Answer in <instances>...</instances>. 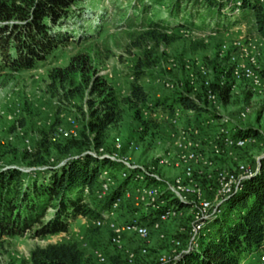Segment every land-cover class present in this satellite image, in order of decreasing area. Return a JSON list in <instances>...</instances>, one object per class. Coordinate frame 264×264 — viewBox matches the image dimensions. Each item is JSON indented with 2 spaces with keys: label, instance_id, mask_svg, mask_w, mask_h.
<instances>
[{
  "label": "rangeland",
  "instance_id": "1",
  "mask_svg": "<svg viewBox=\"0 0 264 264\" xmlns=\"http://www.w3.org/2000/svg\"><path fill=\"white\" fill-rule=\"evenodd\" d=\"M82 5L83 11L68 24L80 29L76 39L82 40L77 46L73 41L65 46L64 58L27 71L0 73V172L10 168L45 170L78 158L82 150L70 156L57 147L82 137L90 117V100L100 99L92 93L94 82L102 78L125 99L138 77L149 94L148 102L138 107L123 102V120L102 136L101 148H84V153L108 159L119 154L149 178L144 185H159L164 190V186L182 180L196 194L146 237L122 233L118 238L108 225H84L79 217L65 235L35 238L26 234L7 240L0 249V264H30L31 251L37 246L74 241L83 253L82 264H107L110 255H119L125 264H161L162 259L188 248L191 253L199 249L214 222L206 223L201 229L203 236L191 244L200 204L217 200L218 173L264 164V35L255 31L248 9L236 11L224 3V13L218 14L192 0H85ZM153 23L157 25L151 26ZM241 39L244 46L234 48L233 42ZM233 53L240 63L253 65L256 78L234 79ZM79 54L88 58L83 72L62 81L49 76L51 68L64 67L71 56ZM138 70L140 73H135ZM204 71L213 84V99L206 95ZM225 88L229 90L226 98ZM180 95L192 98L203 109H184L177 102ZM225 127L250 132L255 140L244 147H222L217 137ZM94 136L91 133V138ZM183 138L187 148L178 145ZM43 142L48 145L47 165L33 166L30 156ZM189 150L196 151L199 158L190 159ZM122 168L118 164L111 169L115 187L124 182L119 177ZM189 168L192 179L186 177ZM138 184L130 179L127 191ZM126 192L122 218L145 215V204L137 206L132 194L128 198ZM91 201L100 203L94 197ZM97 252L106 256L105 262H100ZM253 258L241 264H255Z\"/></svg>",
  "mask_w": 264,
  "mask_h": 264
},
{
  "label": "trees",
  "instance_id": "2",
  "mask_svg": "<svg viewBox=\"0 0 264 264\" xmlns=\"http://www.w3.org/2000/svg\"><path fill=\"white\" fill-rule=\"evenodd\" d=\"M84 1L0 0V73L27 71L45 65L47 61L56 63L64 58L65 46L71 41L77 46L82 40L76 39L80 29L70 28L68 24L74 15L83 11ZM192 1L203 8L215 9L218 14L224 13V3H229L232 10L248 9L254 18L255 31L264 35V7L259 0ZM87 59L80 54L71 56L66 66L51 68L49 76L54 81H62L83 72L88 65ZM228 91L227 88L223 90L225 98ZM92 93L98 94L100 99L90 100V117L82 137L57 147L64 155L72 156L77 150H82L83 154L45 170L26 172L10 168L0 172V249L7 240L26 234L35 238L68 234L75 219L101 217L125 191L130 179L116 186L104 200H98L95 191L102 169L114 170L118 164L84 153L83 149L101 148L102 136L123 120L122 103L129 102L138 107L148 102L149 94L138 82V77L131 83L130 94L125 99H120L102 78L94 82ZM177 102L187 110L203 109L186 96L180 95ZM246 132L239 130L238 135L251 134ZM91 133L95 134L94 138ZM47 151L48 145L43 142L30 156L31 164L46 166ZM85 187H88V193H85ZM92 197L100 203L93 204ZM206 231L199 249L186 254L177 264H241L256 252L264 241V174L246 181L242 190L225 203L220 216ZM82 261L83 253L74 241L37 246L31 251L30 264H82ZM107 264L125 262L119 255H110Z\"/></svg>",
  "mask_w": 264,
  "mask_h": 264
},
{
  "label": "built area",
  "instance_id": "3",
  "mask_svg": "<svg viewBox=\"0 0 264 264\" xmlns=\"http://www.w3.org/2000/svg\"><path fill=\"white\" fill-rule=\"evenodd\" d=\"M239 5L240 2L237 1ZM259 4L264 7V0H259ZM236 11H239L237 8ZM234 48L241 49L244 46V41L237 40L234 41ZM228 44L223 45V49L228 51ZM231 63L233 67V75L234 79L238 82L241 81H251L256 78L255 69L252 64H242L238 60V55L235 53L231 54ZM204 79V87L206 90V95L209 99L214 98L213 84L208 77V72L204 71L202 73ZM179 108L177 109V111ZM192 111V110H191ZM238 129H230L228 127L220 130L219 135L217 137V142L222 147H244L248 142L254 141L255 138L252 134L249 135H236ZM67 135V134H66ZM180 148H187L189 144H186L185 138L181 142L178 143ZM190 151V150H189ZM190 159L199 158V154L192 150L188 153ZM104 158V157H100ZM112 162L122 164L124 168L120 170L119 177L124 180L130 178L139 184L133 189L126 192V197L131 198L130 193L135 198L137 206L140 202H143L148 209L145 212V215H134L129 216L127 219L122 218L123 216L120 214V210L124 201V193L121 196H118L112 203L110 208L102 214L101 217L95 219H88L86 217L80 216L83 221V224L88 225L89 222L95 228H100L104 225H108L111 229H113L117 233V237H120L122 233H135L142 237H146L149 234V231L152 228L158 227L164 221H167L169 218L174 216L176 212L179 210L181 205L187 204V198L190 195H195L196 190L194 188H190L186 186L182 180H178L173 185L164 186V190H161L160 186L151 184L149 186L144 185L142 182H148L149 178L140 171L136 166L132 165L127 158H122L119 154H114L109 157ZM258 163L256 168H250L245 166H240L238 172H220L218 173V197L216 202L204 201L200 204L197 212L198 220L196 226L192 229V237L191 244L196 238H200L201 229L205 227L206 223L215 221L219 215L222 213L223 207L225 205L226 200L233 195L234 192L238 190L241 191L244 182L251 176H256L260 173L264 174V164ZM259 170V172H257ZM136 171V174L133 172ZM191 168L188 169L186 173V177L188 179H192ZM116 179L111 173V169L105 167L99 178V185L96 192V197L98 200H104L107 195L115 188ZM85 193L89 192L88 187L84 189ZM237 192V193H238ZM136 195V196H135ZM150 197V198H149ZM218 213H220L218 215ZM115 214L117 217L115 218ZM155 214V215H154ZM154 215V218L151 216ZM143 216V217H141ZM122 218V220H119ZM204 230V229H203ZM79 231L76 233V235ZM66 234V233H62ZM60 234V235H62ZM59 236V235H56ZM203 236V233L201 237ZM118 238H113V242H119ZM191 251V248L181 252L177 256H173L171 258H166L161 260V264H176L184 254H187ZM98 253V258L100 262L106 261V256L102 253ZM257 253L256 259L253 258V254H251L246 260L249 258L254 259L255 264H264V241L260 245L259 249L254 252ZM134 261L133 259L130 260Z\"/></svg>",
  "mask_w": 264,
  "mask_h": 264
},
{
  "label": "water",
  "instance_id": "4",
  "mask_svg": "<svg viewBox=\"0 0 264 264\" xmlns=\"http://www.w3.org/2000/svg\"><path fill=\"white\" fill-rule=\"evenodd\" d=\"M257 172H259V170H258ZM253 177H255V176H251V177H249L246 181L252 179ZM246 181H245V182H246ZM245 182H244V183H245ZM237 192H238V190H237L236 192H234L233 195H231V196L226 200V202H227L231 197H233L235 194H237ZM226 202H225V203H226Z\"/></svg>",
  "mask_w": 264,
  "mask_h": 264
}]
</instances>
